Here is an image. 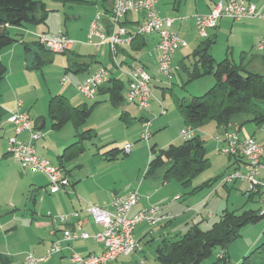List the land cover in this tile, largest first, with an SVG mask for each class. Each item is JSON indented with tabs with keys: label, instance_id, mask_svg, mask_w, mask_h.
Here are the masks:
<instances>
[{
	"label": "crops",
	"instance_id": "crops-1",
	"mask_svg": "<svg viewBox=\"0 0 264 264\" xmlns=\"http://www.w3.org/2000/svg\"><path fill=\"white\" fill-rule=\"evenodd\" d=\"M158 1L161 15L165 18L175 19L173 30L187 42V46L180 48L173 57L174 67H178L179 71L183 69L186 76H188V73L184 67L193 65V52L201 46H206V44L210 45V53L217 62L229 58L236 64L246 66L250 71L264 75V49L258 48L259 43L264 38V20L249 18L243 21H233L229 18H223L219 21L217 28L209 30L208 37L202 39L198 36L196 16L210 13L219 0H195L194 4L192 0H178V4L176 3L177 0ZM245 1L255 4L264 13V0ZM42 2L46 12L40 11L37 13V22L14 29L13 33L18 35L19 42L0 52V63L7 70L3 80L0 82V264H21L27 254L43 259L40 264H74L71 260L73 253L70 249L82 257L102 254L105 251L104 244L93 238L62 242L64 251L52 256L48 255V251L54 241L63 238L65 230H74L77 233L86 232L90 236L102 232L103 228L97 225L86 213L87 207L90 205L109 206L115 196L124 197L135 190L139 192L140 200L138 205L132 210L131 216L151 206H160L164 214L173 217L170 216V222L159 223L153 230L149 226H145V229L140 231L138 229L140 226L137 227L134 233L135 238L144 245L151 235L154 236L158 232L160 240L162 239L163 242L169 240L175 235L171 231L173 229L172 224L181 217L173 215L172 211H166V207L163 205L166 204L167 206L168 204V208L172 210V201H169L168 198L164 200L166 203L162 201L165 197L163 191L168 186L162 187L161 180H163V185L169 181L164 180V177L158 176L157 172L154 175H147V170L144 177L140 178L139 176L138 181L136 180L133 185L129 183L127 186L124 185L120 191H113L114 187H107L108 185L105 182L111 176V172L109 173L111 170L109 169L91 171V174L88 173L86 176L85 174L81 175L80 172L79 174L72 172L71 167L65 166L66 162H71L72 160L60 161L59 156L68 147L77 142L76 138L78 133H82L80 132L82 127L76 129L73 124L76 134L68 130L67 136H60L56 142V150H54L57 153L53 155L50 147L54 142V131H62L70 122L60 130H56L50 118L53 131L47 122L46 116L36 115L31 112L36 102L40 100L39 98H43L42 96H44L45 92L43 90L40 95H37L41 88L36 87L37 84L32 82L31 77H35L34 73L38 71H42L43 75L47 76L45 69L48 62L58 64L61 67V72L65 70L67 74L71 71L75 72V74L87 72L88 76H73L78 91L77 86L80 82H83L96 72L100 65L105 63V59L106 63H108V58L109 61L110 58H113L111 51H108L107 47L109 46L102 45L100 48H107V51L104 54V59H100L98 51L100 48L88 43V34L91 22L96 14L102 13L109 16L114 0H42ZM105 20L108 22L107 17ZM144 23V17L136 14L129 16L125 22L130 32L135 31ZM60 31L64 32L73 41V47L69 52L62 55L53 54L38 43V35L56 34ZM158 42L159 35L151 34L146 35L140 41V44L135 47L139 48L137 49L138 51L133 49L131 43L121 47L118 51L119 58L121 57L128 61V63L122 61L121 64L127 68L133 65L143 66L152 76L153 82L154 79H157L154 71L159 66ZM218 53L222 54V59H220L221 57ZM57 57L60 58L58 59ZM111 77L123 81L127 93V77L112 72ZM66 79L68 81L63 82V85L69 84V78L66 77ZM212 84L213 82H208V86ZM51 94L52 92L49 91V95L46 97V100L48 99V110L50 100L55 96L66 97L73 107L87 105H76L74 103L76 100L75 93L72 90V86L69 85L62 87L59 93ZM102 94H105V92H100L97 96ZM125 98L127 100L126 95ZM18 104H21L24 110L28 112L34 129L41 131L44 135L41 140L35 143L37 153L40 151L39 154L44 158H49L53 165H63L67 170L70 185L64 191L57 194L51 193L49 179L45 174L23 169L19 162L8 155L6 145L9 138L15 134V127L8 122V118L16 110ZM129 104L137 107L130 102ZM87 106L90 107L89 105ZM129 107L123 108L122 119L132 125ZM151 107L152 103L146 111H149ZM246 118L240 115L235 121L233 119L230 123L229 131L238 132L241 138H246L242 135V130L243 126L249 123L247 121L251 119V116H246ZM140 119L148 120L152 125V121L147 117L142 116ZM140 119L139 125L142 130L140 138L143 139L144 129L142 124L145 120L141 121ZM259 127L255 128L254 132L253 130L248 131L246 136L255 137L259 144L263 145V140L257 138V134L260 136L263 132L258 131ZM220 132L219 135L223 134L224 129H221ZM196 134L198 135V130H196ZM20 139L28 141L29 133L24 132ZM150 140L146 141L148 146H150ZM230 165L229 170L224 175H228L238 169L245 170L242 159L232 158ZM18 169L21 172H18ZM262 178H264V173H262ZM197 205H200V203L198 202ZM74 212H79L80 217L77 219L72 218L67 226H62L51 219L52 216L57 217ZM212 215L213 213H210L209 217ZM213 218L214 216L210 219ZM162 245L160 242V247ZM223 254L219 253L217 258L223 256ZM130 256L137 257L138 255L133 254Z\"/></svg>",
	"mask_w": 264,
	"mask_h": 264
},
{
	"label": "rangeland",
	"instance_id": "rangeland-1",
	"mask_svg": "<svg viewBox=\"0 0 264 264\" xmlns=\"http://www.w3.org/2000/svg\"><path fill=\"white\" fill-rule=\"evenodd\" d=\"M192 1L194 4L195 0ZM176 3H179L178 0ZM107 48L108 51L111 50L110 47ZM107 48L103 47L99 50L97 49L100 59H104ZM218 55H220V59L223 58L222 54L218 53ZM57 58L59 59L60 57ZM117 59L118 60L110 58L109 61L108 58V63H106L105 59V63L100 65L96 71L105 67L110 70V73H117V75L124 76V72L119 70L117 65H121L122 61L127 63L128 61H126L127 59L119 58V55ZM45 70L47 76H45V74L43 75L42 71H38L39 73L36 71L37 73H34L35 77H31L32 82L37 84L36 87L41 88V91L37 95H40L43 90L45 91L44 96H42L43 98H39L40 100L36 102L31 112L36 115L46 116L51 130H53L48 110V99L46 100V97H48L49 91L52 92L51 95H54L59 93L62 87L66 85L72 86V90L76 97L75 102H73L76 103V105L87 104L90 107L96 105L91 116L80 129L82 133L91 130L92 136L84 138L82 141L80 136L76 138L84 151L73 158L71 162H66L65 166L71 167L72 172L78 174L80 172L81 175L85 174V176L88 173L91 174V171L111 170L109 171V173L111 172V176L108 180H105V182L108 185L107 187H114L112 189L113 191H120L124 185L127 186L129 183L133 185L136 180L138 181L139 176L140 178L144 177L152 157V153L150 152L151 147L156 146L157 151H160L166 149L171 144L180 145L184 142L181 132L187 128V126L183 114L178 108L177 102L184 99L190 101L193 97L203 96L216 84V78L213 75L189 81V77L185 75L186 73H184L183 69L181 71L177 69L173 80L170 81L160 73L158 66L154 71L157 79H154L151 84L153 93V100L151 101L152 107L149 111H140L138 107L129 104L126 98L119 104H115L111 99V95L108 93L98 95L95 99H87L84 97L77 91L73 76H88L87 72L75 74V72L71 71L67 74L65 70L61 72V67L54 62H48ZM66 77L69 78L70 82L69 84L63 85V80L66 79ZM209 81L213 82L211 86H208ZM123 93L125 96L126 89H124ZM127 107L130 108V121L133 123L132 125L122 119L123 108ZM163 109L166 111L165 114H163ZM142 116L152 121L150 128V133L152 135V139L149 142L150 146H148V143L144 139L140 138L142 130L139 125V119ZM242 116L246 118L247 115ZM237 118H239V116L235 117L234 121ZM243 127L242 135L251 137L246 136L247 132L250 130L254 132L255 128L259 126L253 122H249ZM68 130L76 134V130L71 122L67 124L62 131L53 130L55 132V138H53L54 142L50 147L53 151V155L57 153L54 152V150H56L57 139L60 136H67ZM220 131L221 129L215 122H209L198 129V135L206 141V156L210 162L209 166L200 175L195 177L187 185L180 183L176 179H172L167 184L163 185V180H161L162 187L168 186V188H165L163 191L165 197L162 201L164 202V200L168 198L169 201L173 202L172 210L168 208V204L167 206L163 204L166 207V211H172V213H174L173 215L181 216L176 222H172L173 229H171V231H173L175 235L168 240L170 243L177 240L180 236H183L195 226H199L203 230L210 229L214 223L219 221L220 216L225 210L234 211L238 214L246 211L264 210V192H261L260 195H255L249 191V185L247 183L244 184L245 182L242 181H238L236 184L221 185L223 178L221 179L219 177L223 176L229 170L231 166L230 160L232 158L219 151L221 144L217 137L219 133H221ZM257 138L263 140L264 145V131L260 136L257 134ZM126 144H131L133 146V153L131 155H124L121 153L115 160L107 158V152L113 149L122 150ZM6 150H8V143L6 145ZM40 157L42 156L40 155ZM42 158L52 164L49 158ZM17 166H19V164ZM166 168L167 167H164L158 170L157 175L163 178ZM19 171L21 172L20 169H18V172ZM42 179L46 180L45 178ZM198 202L200 205H197ZM210 213H213L211 217H209ZM213 216L214 218L210 219ZM139 226L138 229L143 231L145 226L148 225L146 222H143L140 223ZM157 226L158 225L152 227L151 230ZM150 237L143 245V250L137 253V257L122 256L118 261L112 262V264H159L157 260V250L160 247V242L161 245L163 244V240H160L158 232L156 235H151ZM262 244H264V219L258 224L245 227L241 235L227 248V255L231 264H239L245 255H248L252 250ZM219 253H224L221 248H217L212 257L206 260L204 264L213 263L217 259Z\"/></svg>",
	"mask_w": 264,
	"mask_h": 264
},
{
	"label": "built area",
	"instance_id": "built-area-1",
	"mask_svg": "<svg viewBox=\"0 0 264 264\" xmlns=\"http://www.w3.org/2000/svg\"><path fill=\"white\" fill-rule=\"evenodd\" d=\"M158 0H114L109 16L98 13L92 21L88 43L100 48L102 45L110 47L114 60H118V51L121 47L130 44L136 35L146 36L151 34L159 35L157 45L158 62L160 73L168 80H173L175 71L178 69L173 65L174 54L187 42L173 30L175 19L165 18L158 8ZM132 14L142 15L145 23L135 31L130 32L125 24L127 18ZM108 18L106 22L105 18ZM223 18L233 21H243L249 18L264 20V13L255 4L245 0H220L215 4L210 13L196 16L198 36L202 39L208 37V32L215 29ZM38 43L53 54H65L73 47V41L60 31L56 34H40L37 37ZM264 49V38L258 45ZM119 70L124 72L128 79L127 100L135 104L140 111L148 110L151 106L153 93L151 89L152 76L140 65H133L129 68L117 65ZM111 73L107 68H101L78 85V91L87 99H95L99 88L107 85L111 79ZM64 82L66 79L63 80ZM166 111L163 109V114ZM8 122L14 125L15 135L8 140L7 153L15 161L19 162L23 169L45 174L49 179L51 193L57 194L70 185L67 170L40 157L35 148V143L41 140L44 135L41 131L34 129L33 122L27 111L21 104L8 118ZM143 139L149 141L152 138L150 133L151 122L143 124ZM259 132L264 131V125L259 127ZM29 133V140L23 141L20 136ZM196 130L191 127L181 132L184 140L194 137ZM221 144L220 152L233 158L242 159L245 170H235L223 177V183L233 184L238 181L249 185V191L255 192L258 188L264 190V146L259 144L255 137L241 138L235 131H228L217 137ZM133 146L127 144L124 147V154L130 155ZM140 194L133 191L127 196H115L109 206L100 207L90 205L85 210L94 222L103 228L93 236L86 232L77 233L74 230H65L63 238L54 241L48 251L52 256L64 251L62 242H71L75 239L93 238L105 246V251L100 255L82 257L70 249L73 253L71 260L74 264H111L122 256L137 254L143 250V245L135 238V230L140 223L146 222L152 228L159 223L170 220L168 214H164L161 207H150L141 210L131 216L132 210L138 205ZM264 215V210L261 211ZM80 217L79 212L72 214L51 217L62 226H67L72 218ZM43 259L32 254H27L21 264H40Z\"/></svg>",
	"mask_w": 264,
	"mask_h": 264
},
{
	"label": "trees",
	"instance_id": "trees-1",
	"mask_svg": "<svg viewBox=\"0 0 264 264\" xmlns=\"http://www.w3.org/2000/svg\"><path fill=\"white\" fill-rule=\"evenodd\" d=\"M40 11L46 12L42 0H0V52L19 42L18 35L13 30L37 22V13ZM144 37L135 36L131 42L134 50L138 51L139 48L135 47ZM192 57L193 65L184 67L189 81L213 75L216 84L203 96L177 102L187 127L198 130L209 122H215L220 129L228 132L231 121L240 115L251 116L247 122L264 125V75L250 71L246 66L236 64L229 58L217 62L210 53L209 44L194 51ZM6 72V68L0 63V82ZM124 89L123 81L111 78L107 85L99 88L98 93L110 94L112 101L118 104L125 99ZM95 106L73 107L64 96L52 97L49 114L54 129L60 130L69 122L79 129L91 116ZM91 132L78 133V136L82 141L91 137ZM205 143L200 135L195 134L180 145L171 144L160 151H157L156 146L151 147L152 157L147 175H154L159 169L167 167L164 180L176 179L184 185L189 184L210 164ZM83 151L80 142H76L59 156V160H72ZM121 153L124 150L113 149L106 155L108 159L115 160ZM60 167L64 168L63 165ZM261 192L262 189L258 188L252 193L260 195ZM261 211L238 214L225 210L210 229L203 230L195 226L171 243L165 240L164 245L157 250V260L159 264H204L217 248H221L223 256L211 264H231L227 248L241 235L245 227L258 224L264 219ZM239 264H264V244L245 255Z\"/></svg>",
	"mask_w": 264,
	"mask_h": 264
},
{
	"label": "bare ground",
	"instance_id": "bare-ground-1",
	"mask_svg": "<svg viewBox=\"0 0 264 264\" xmlns=\"http://www.w3.org/2000/svg\"><path fill=\"white\" fill-rule=\"evenodd\" d=\"M221 183H223V181Z\"/></svg>",
	"mask_w": 264,
	"mask_h": 264
}]
</instances>
